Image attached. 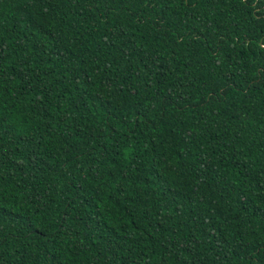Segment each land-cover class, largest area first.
<instances>
[{
    "label": "trees",
    "instance_id": "obj_1",
    "mask_svg": "<svg viewBox=\"0 0 264 264\" xmlns=\"http://www.w3.org/2000/svg\"><path fill=\"white\" fill-rule=\"evenodd\" d=\"M0 264H264V0H0Z\"/></svg>",
    "mask_w": 264,
    "mask_h": 264
}]
</instances>
